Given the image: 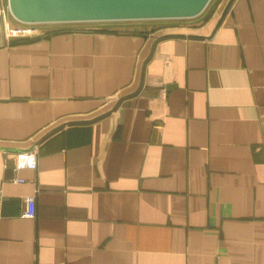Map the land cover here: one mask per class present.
Masks as SVG:
<instances>
[{
  "label": "crops",
  "instance_id": "1",
  "mask_svg": "<svg viewBox=\"0 0 264 264\" xmlns=\"http://www.w3.org/2000/svg\"><path fill=\"white\" fill-rule=\"evenodd\" d=\"M228 1L11 43L0 0V264H264V0Z\"/></svg>",
  "mask_w": 264,
  "mask_h": 264
},
{
  "label": "water",
  "instance_id": "2",
  "mask_svg": "<svg viewBox=\"0 0 264 264\" xmlns=\"http://www.w3.org/2000/svg\"><path fill=\"white\" fill-rule=\"evenodd\" d=\"M234 0H229L223 16ZM211 0H8L13 18L20 23L64 24L189 19L199 16ZM170 38L206 39L183 34ZM133 96V95H131Z\"/></svg>",
  "mask_w": 264,
  "mask_h": 264
},
{
  "label": "rangeland",
  "instance_id": "3",
  "mask_svg": "<svg viewBox=\"0 0 264 264\" xmlns=\"http://www.w3.org/2000/svg\"><path fill=\"white\" fill-rule=\"evenodd\" d=\"M225 0H211L206 9L199 16L189 19H175V20H150V21H121V22H106V23H76V24H49L41 26L43 36L46 37L49 34L55 33L57 31L63 30L65 27H106L107 31H122L133 34V29L137 30L142 27H154L157 29V34L161 36L164 34V30L168 29L170 32H176L181 30H191L189 32H193L196 28H199L200 24L204 22L205 19L210 17L213 10L217 9V6L222 9V4ZM12 22L14 24H19L14 18H12ZM168 30L166 31L167 33ZM48 33V34H47ZM42 36V38H43ZM35 38H19L13 39L11 43H24Z\"/></svg>",
  "mask_w": 264,
  "mask_h": 264
},
{
  "label": "built area",
  "instance_id": "4",
  "mask_svg": "<svg viewBox=\"0 0 264 264\" xmlns=\"http://www.w3.org/2000/svg\"><path fill=\"white\" fill-rule=\"evenodd\" d=\"M2 15H3V36L7 41H11L13 39H19V38H35L39 39L42 38L43 33L41 26L43 25H49V24H42V23H20L14 24L11 19L13 18L9 5L8 0L2 9ZM11 18V19H9ZM168 29L164 30L163 35L167 34H174L175 32L167 33ZM48 34V33H47ZM44 37V36H43ZM160 96L162 99H166L167 93L166 89H161ZM17 165L19 168H31L36 169L37 168V154L34 152V150L20 154L17 156ZM3 201L2 193L0 192V204ZM37 215V208H36V201L32 198L26 199V209L22 213V216L25 218H35Z\"/></svg>",
  "mask_w": 264,
  "mask_h": 264
}]
</instances>
